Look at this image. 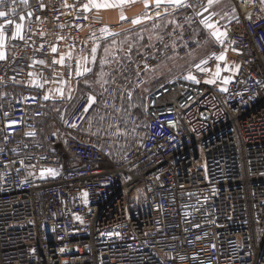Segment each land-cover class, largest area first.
Wrapping results in <instances>:
<instances>
[{"label": "built area", "instance_id": "1", "mask_svg": "<svg viewBox=\"0 0 264 264\" xmlns=\"http://www.w3.org/2000/svg\"><path fill=\"white\" fill-rule=\"evenodd\" d=\"M232 2L212 19L219 49L152 92L142 121L118 92L131 100L137 73L49 125L52 97L129 22L87 0H0V264H264V3ZM196 49L184 32L178 55Z\"/></svg>", "mask_w": 264, "mask_h": 264}, {"label": "rangeland", "instance_id": "2", "mask_svg": "<svg viewBox=\"0 0 264 264\" xmlns=\"http://www.w3.org/2000/svg\"><path fill=\"white\" fill-rule=\"evenodd\" d=\"M183 33L176 19L153 23L141 29L119 30L109 40L96 46L90 73L71 87L62 105L55 111L52 102L59 99L52 97L49 103L51 112L61 119L81 96L88 94L98 99L115 83L133 85L134 76L139 73L143 85L131 100L127 99L124 91L118 92L124 94V107L141 118L144 104L152 92L177 79H187L185 76L193 68L186 63L194 51L182 57L177 53ZM91 115L90 121L93 120ZM46 124H49L48 120ZM133 142L134 137H130L129 145L132 146Z\"/></svg>", "mask_w": 264, "mask_h": 264}, {"label": "crops", "instance_id": "3", "mask_svg": "<svg viewBox=\"0 0 264 264\" xmlns=\"http://www.w3.org/2000/svg\"><path fill=\"white\" fill-rule=\"evenodd\" d=\"M90 4V0H87ZM191 0H184L183 6L170 5L162 3L159 8L156 7L154 0H147L148 6L145 7L144 0H135L134 3H128L120 7H113L108 9H97L96 15L107 25H115L124 22H129V24L123 28L124 29H141L150 24L164 22L165 20L172 21L178 19L184 15L187 4ZM91 5V4H90ZM207 8V11H205ZM233 9L232 0H215L211 7L208 6V0H204L202 5L194 11V18L185 22L184 25H181L183 32L190 33L197 40V49L192 54L190 60L186 63L192 67H197L200 65L206 57L216 50L219 49V41L212 35L213 31H219L215 22L212 19H217L222 22L227 23L231 20L232 17L226 15L229 10ZM124 16L125 19H121V16ZM133 20H139L140 23L133 24ZM207 20L208 23L212 24L214 27L209 28L202 21ZM199 44V45H198ZM84 72V71H82ZM86 76V73H82ZM53 104V111L58 109V103ZM48 115L47 120L49 125L57 123L61 119H54L51 112V105H48ZM46 120V121H47Z\"/></svg>", "mask_w": 264, "mask_h": 264}, {"label": "snow or ice", "instance_id": "4", "mask_svg": "<svg viewBox=\"0 0 264 264\" xmlns=\"http://www.w3.org/2000/svg\"><path fill=\"white\" fill-rule=\"evenodd\" d=\"M134 2H135V0H90L91 6L94 8H97V9H108V8H113V7H120V6H123L125 4L134 3ZM214 2H215V0H208V6L211 7ZM261 2L264 3V0H261ZM144 3H145V7H147L148 6L147 0H144ZM154 3H155L157 8H159L162 3H166V4H170V5H176V6H183L184 0H154ZM85 8L87 9L88 5H85ZM205 11H207V8H205ZM7 15H8V12L0 11V17H6ZM21 19H23V17H21ZM121 19L123 20V19H125V17L122 15ZM8 23H12V21H8ZM132 23L138 24V23H140V21L139 20H133ZM202 23H205L206 26L209 28L214 27L212 24L208 23L207 20L202 21ZM20 30H21V26L19 24H17L16 31L13 33V38H16L17 36L20 35ZM212 35L219 41L220 37L224 36L225 33L219 32L217 30V31H213ZM2 40H3V36L0 35V41H2ZM221 43H222V41H221ZM56 50L57 49L55 47L52 48L53 53H55ZM105 51H107V49H105ZM92 53H93V60H95V53H96L95 47L92 49ZM0 59H4V54L2 52H0ZM217 59L223 60L224 56L221 55V56L217 57ZM62 61H63V57H61V62ZM53 62L55 63L56 61H53ZM197 68H200V65H197ZM77 75H80L79 70H77ZM216 75L218 76L219 72H217ZM186 78L189 80L195 79L191 75H189ZM214 82H215L214 80L206 81V83H214ZM224 82L227 83L228 81L225 80ZM222 90H226V89H222ZM44 98L47 99L48 97L45 96ZM91 103H94V100L92 97H89V105H91ZM85 111H87V108L85 109ZM73 127H75V125H73ZM48 171L51 172V170H48ZM43 174L44 173L42 172L41 175L43 176Z\"/></svg>", "mask_w": 264, "mask_h": 264}, {"label": "trees", "instance_id": "5", "mask_svg": "<svg viewBox=\"0 0 264 264\" xmlns=\"http://www.w3.org/2000/svg\"><path fill=\"white\" fill-rule=\"evenodd\" d=\"M144 107H145V104H144ZM144 107H143V111H142V114H141V118H138L140 121H142V119L144 118Z\"/></svg>", "mask_w": 264, "mask_h": 264}]
</instances>
